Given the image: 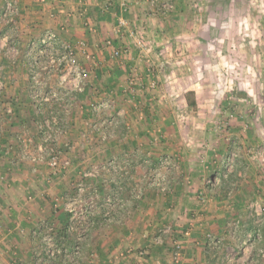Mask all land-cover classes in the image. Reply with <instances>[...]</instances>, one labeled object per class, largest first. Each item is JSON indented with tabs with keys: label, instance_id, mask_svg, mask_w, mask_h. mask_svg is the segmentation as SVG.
Wrapping results in <instances>:
<instances>
[{
	"label": "rangeland",
	"instance_id": "rangeland-1",
	"mask_svg": "<svg viewBox=\"0 0 264 264\" xmlns=\"http://www.w3.org/2000/svg\"><path fill=\"white\" fill-rule=\"evenodd\" d=\"M155 6L149 5L150 10L146 11V15L159 17L162 26L158 23L161 27L151 36L145 33V23L141 25V34L137 37L142 40L143 49H137L132 42L129 44L132 46V57L140 61L136 63L133 60L127 64L125 71H128L130 79L123 82V89L127 93L141 89V95L134 93L130 100L133 104L139 101L145 103L141 107L143 110L137 107L132 116V125H136L131 129L132 134L136 136L141 133L142 141L128 138L127 141L108 144L87 138L73 143L72 135L70 139L68 137L75 129L77 111L74 109L73 112L71 108L75 103L78 106L82 96L90 93L89 89L91 96H94L88 101L90 107L87 111L79 110L86 116L83 118L85 127L91 121L102 122L101 128L111 134L123 125L122 116H109V112L117 110V101L106 95L100 96L103 92L99 85H89L88 76L93 68L87 56L89 52L91 56L99 53L93 47L89 50L71 41L60 40L74 48L78 65L87 76L82 83L85 90L78 91L79 80L70 73L69 67L58 64V58L62 55L61 43L44 49L39 43L45 34L42 33L34 39V45H18L20 38L11 32L15 26L3 21L10 32L0 38V158L4 153L7 158L0 162L19 169L23 176L21 183L17 181L23 188L21 193L17 191L22 199L15 196L23 209L27 208V202L30 204L47 198L49 181L55 183L68 173L71 176L72 171L76 170L75 182L69 187H58L62 190L56 195L58 204L61 201L64 203L55 208L56 215H67L69 209H74L82 217L81 208L86 202L104 205L108 197L117 203L125 201L127 206H133L144 198H150L145 203H151L157 201L156 198L166 200L173 196L163 206L168 210L166 214L177 213L175 221L181 216L186 221L184 232L190 231L187 237H182V232L178 238L171 232L166 236L161 235L163 229L173 226L172 221L158 219L159 225L156 227V224L147 222L149 219L146 215L139 216L141 211L148 210L146 205L137 210L134 208L128 214L129 220L122 226L129 228L133 223L134 227H138L137 232L132 230L136 235L128 233L124 243L119 240L113 245L110 242L113 246L110 256L104 251V255L95 252L101 261L96 264H115V254L127 248H148L149 261H155L160 260L161 256L157 255V251L172 252L174 241L183 243V251L195 239L205 242L206 238L210 239L207 234L213 235L207 224V221L214 220L207 218V214L214 209L209 202L212 199L218 202L222 215H226L217 222L219 226L223 223L225 230L256 236L264 229V0H174V8L167 13ZM106 55L116 66L124 61L115 57L110 50ZM25 58L30 61L25 63ZM109 65L105 64L103 69L111 70ZM13 72H21L19 78H12ZM14 90L16 94L13 95ZM109 101L114 103L112 109L97 107ZM23 103L31 105L35 113L43 115L39 126L53 135V142L43 141L44 138L39 136L41 128L37 124L24 126L19 123L17 109ZM124 120L127 122L125 117ZM18 123L20 127H17ZM28 139L31 141L25 142ZM52 148L61 152V164L69 162L66 168L60 165L58 170L52 169L49 162ZM15 151L19 158L13 161L10 155ZM79 152L80 158L77 160L74 156L78 157ZM112 161L116 162L117 171L107 167ZM93 170L97 171L95 177H83L85 172ZM131 172L133 187L123 199L121 191L114 194L115 184L120 179L124 180L125 174L129 173L130 176ZM5 173L8 172L0 170V177L9 180L11 176ZM38 174H41L42 184L36 190L32 184ZM8 180L5 186H13ZM158 180L168 186L165 193L156 186ZM3 183H0L3 194H9ZM80 183L89 188L82 195H78ZM247 187V191L243 190ZM139 191L141 198L135 199ZM178 195L191 205L177 210ZM80 200L83 201L81 204ZM2 203L0 198V215L3 209H8L7 204L3 206ZM100 209L103 210L102 207ZM192 214L196 218H192ZM94 218L86 214L83 220L81 231H86L85 234L92 235V238L87 236L78 264H94L90 253L92 246L96 247L98 243L93 236L97 232L91 222ZM116 220L118 216L113 221ZM113 221L104 222L112 224ZM68 222L69 219L63 229L49 227L44 233L43 246L47 254L44 259L48 264H71L63 254L48 252L45 239L51 235L58 248L71 250L78 244L73 237L81 231L68 234ZM61 229L63 233L59 232ZM151 238L153 242L150 243ZM156 239L163 243L156 244ZM241 240L242 244L244 240ZM232 246L235 250L240 248L236 243ZM15 256L10 254L9 261L17 260Z\"/></svg>",
	"mask_w": 264,
	"mask_h": 264
},
{
	"label": "crops",
	"instance_id": "crops-1",
	"mask_svg": "<svg viewBox=\"0 0 264 264\" xmlns=\"http://www.w3.org/2000/svg\"><path fill=\"white\" fill-rule=\"evenodd\" d=\"M6 1L7 0H0V38L2 36L5 37L7 34H9L8 32H10V30L6 28V25L4 23L5 21L2 19V12L4 10ZM13 1L16 3L20 10L17 23L14 25L15 27H12L15 28V30L11 31L14 35H17V37L20 38V40L18 41V45H27L28 47L34 45V39H37L39 36L43 35L47 30H54L58 33L60 40L65 39L71 41L77 44L76 46H79L81 48L88 47L89 50L93 47L94 51L97 54L99 53L97 56H91L89 52L87 56V59L90 58L88 62L92 63L93 68V71L89 73L88 76L89 85L90 87L91 85H99L100 91L103 92V94H100V96L106 95L117 101V110L114 109L113 112H109V116L114 118H116L115 116H122L121 120L123 121L121 123H123V125L117 128L118 130H113L111 134H108L101 128L102 122L95 123L91 121V123H89V126L85 127V125L83 124V118H85L86 116L84 117L82 115V112H80L79 110L82 108L83 110L87 111L90 107L88 105V101H91L94 96H91V89H89L88 91H90V93L88 92L87 94L82 96L81 102L78 103V106L76 105L77 103H75L71 108L73 112L74 109L77 111V115L75 114V124L73 126L75 129H72L73 133L69 134L68 138L70 139V135H72L71 140L73 143L77 141H83L87 138L91 141H95L96 143L107 142L108 144L118 143L117 141H127L128 138H138L139 141H142L143 136L141 133L138 134L140 135V137H138L137 134L136 136H133L132 134L131 129L136 126L132 125V116L136 113L137 107L141 108L145 105V103L143 104L141 103L142 101H139L137 102L138 104H133V102H131L130 100L131 97L134 96V93L140 94L141 89H138L137 91H134L133 89L129 93H127L123 89V85L125 84L123 82L124 80L130 79V77H128V71H125L127 64H129L130 61L133 60L136 63L140 61L139 58L132 57V46L129 44H131V42L133 43L134 40L133 37H131V32L133 30H131L130 28L140 29L141 25H144L145 23V28L147 30V32H145L146 35L151 34V36H153V33H157L159 27L162 26L159 17H149L147 16L148 13L146 15V11L150 10L147 0ZM123 4L127 5V11H124ZM121 17H124L128 20L129 26H127V28H119L118 20ZM158 23H160L161 26L158 25ZM107 44H109L108 47L106 46ZM103 47L105 48L103 49ZM118 49H127L129 55H125L126 57L123 56L122 59L124 61H120V64L116 66L114 64H111L112 62H110V60L108 59V55L106 54L108 50L112 51L113 53ZM83 60L85 61V58H83ZM23 61L26 63L30 60L26 61L25 58V60ZM105 64H110L108 68L111 70L103 69ZM114 68L117 69L114 70ZM118 70L120 71V74L118 73ZM20 73L21 72L11 73L12 78H19ZM19 93L20 92H17V94ZM14 94H16V90H14L13 95ZM24 103L21 104L17 109L21 118H18L17 120H19V123L23 124L24 126H30L31 124L32 126L35 124L39 126L40 122L35 123V117L38 114L35 113L34 107L32 108L31 105ZM79 116L83 117L81 118ZM124 117L127 122H125ZM130 119L131 122H129ZM19 123L17 124V127H20L21 124L19 125ZM39 127L41 128V126ZM146 132H148L147 129ZM27 141H31V139H28L25 142ZM19 142H21V140ZM3 147H5V145ZM39 149H41V146L39 147ZM70 155V157L73 159L72 153ZM5 156V153L4 156L1 155L0 160L2 159L6 161L7 158ZM10 156L13 161L14 159L19 158L16 151L13 152ZM74 158L79 160L80 152L79 156H74ZM4 165V162H0V170H2V172L7 171L8 173L5 174L9 177L11 176V178L8 180L7 178H4V176L0 177V183L2 184L3 182H1V180L5 179L3 183L4 186L5 183H7V180L12 182L13 186H5L6 191H8L9 193H6L5 195L3 194L4 191H2L3 188H0V198L3 200L2 205L5 206V204H7L6 208H8L3 209V213L1 212L0 215V264H48L44 259L45 257H47L45 248L43 246L44 233L47 232L46 229L49 227L62 228L67 224L68 220L65 213L56 215L55 208L60 204H58L59 199L56 198V195L58 191H62L58 187H69L71 183L76 181L78 172L76 170H73L72 173H74L71 176H69L68 173L66 174V176H63L55 183L54 181H49V187H45L48 190L47 198L33 201L30 204L27 202V204L25 205V207L27 208L23 209V206L20 205V202L18 201V198H20L21 195L17 192L19 191L21 193V189H23L21 185H18V182H22L21 178H23V176L21 177L19 169L15 170L12 166ZM23 172L26 173L25 171ZM128 174H125L124 180L120 179V181L115 184L116 186L114 188V194H117L118 191H121V193H123V199L126 198L128 190L131 192L133 187V182L131 181L133 179L132 172L130 173V176H128ZM40 178L41 174H38L36 176L35 182L32 184V187H34V189L36 190H39L40 184H42ZM15 186H17L18 188H14ZM101 186L103 188L102 183ZM247 189L248 187L244 188L243 190L247 191ZM64 193H62V195ZM15 196H17L18 198H15ZM43 196L44 195H42V197ZM170 199H173V196H171ZM155 200L157 201L145 203V201H150V198H144L142 202L140 201L141 203L137 202L133 206H131L132 204L127 206V203L124 201L126 205H121L120 210L118 211V214L120 213V215H117L118 220H116L115 222L113 221L114 223L112 224H107V222H104L100 219V216L99 218L97 217L95 219L97 223L94 228L97 232L93 233V236L98 242L96 243L98 244L99 249L97 250L94 246H92L91 251L88 250L92 255V261L94 262V264H96L97 262H101L99 254L97 255V253L95 254V252L99 251L103 255L104 253H107L110 256L111 249L113 247L111 246V243H116L119 240L120 243H124V239L129 236L128 233L130 235H136V233H133L132 230L134 229L137 232L136 229L138 227H134L133 223H131V226H129V228L128 226L127 228L122 226L127 223V221L129 220L128 214L130 210H134V208H136L137 210L138 207L141 208L146 205L148 210L141 211L139 216H142V214L146 215V217H148L149 219L147 222L149 223L150 221L153 223V225L156 224V227L157 225H159L157 224L159 220L166 219V221L168 222L172 221L173 227L175 228V236L177 235L179 237L182 232L181 236L184 237L183 234L186 230V226L184 224L186 221H184L181 216L175 221V219L177 218V213L172 214L171 212L170 214H166L168 210L166 211V208L163 207L164 205L168 204L166 202L168 201V198L166 200L161 198L159 200L156 198ZM213 200L214 199L209 202L214 209L212 210V213H209V215L207 214V216H209L207 217L208 219H214L207 221V224H209L210 228L212 229L213 235L207 234V237H210V239L206 238L205 242H200V239H197V241L195 239L189 242L191 246H187V250L184 249V260L181 264H264V258H261L260 256V251L264 250V248H261V246L264 247V229H262V231H259L258 235L256 236L249 234L246 235L247 232L235 233L228 230L227 228L225 230V227L222 226L223 223L221 226H219L217 222L220 218H226V215H222V211L217 204L218 202L216 203V201ZM61 202L64 203L63 201ZM226 203L228 205L230 204L229 201H226ZM61 204L60 207L62 206ZM221 204H224V202H222ZM189 205H191L190 202H184L180 195L176 197L177 210L180 211L185 209L186 207L188 208ZM97 206L98 208H101L102 203L97 204ZM154 207L157 208L154 210ZM224 207H226V204ZM101 211V209H98V214ZM161 215L162 217H160ZM121 217L122 220H120ZM193 217L196 218L194 214H192V218ZM188 222L189 225H191L189 220ZM58 225L60 227H58ZM62 229L59 231L60 233H63ZM92 230L93 227H91L90 229L91 234ZM60 233L59 237L62 236V234ZM88 237L91 239L92 235ZM250 237L251 241H248ZM73 238L76 239L75 243L81 242L79 234ZM103 239L105 241H103ZM241 239L244 240L242 244L240 243L242 241ZM151 242H153L152 238L150 239V243ZM82 243L84 244V242ZM233 243H236V246L238 244H241V246H237V248L240 247L239 250H235V248L233 249ZM102 251H104V253ZM156 253L157 255H161L159 257L160 260L164 262V264L173 263L172 252L159 250ZM10 254H16L15 258L17 260L9 261Z\"/></svg>",
	"mask_w": 264,
	"mask_h": 264
},
{
	"label": "built area",
	"instance_id": "built-area-1",
	"mask_svg": "<svg viewBox=\"0 0 264 264\" xmlns=\"http://www.w3.org/2000/svg\"><path fill=\"white\" fill-rule=\"evenodd\" d=\"M147 3L149 5H156L155 7L160 8L164 13L172 11L174 8V0H147ZM124 11H127V5L123 4ZM20 14V10L16 3L13 0H7L4 10L2 12V19L9 25H15L17 23L18 17ZM118 26L119 28H127L128 26V20L124 17L119 18L118 20ZM133 30L131 32V37H133L134 40V46L137 49H143V42L142 40H138V34L140 33V30ZM142 39V38H141ZM40 45L44 48H53L55 45L60 44L61 50H62V55L58 58V64L62 66L64 64L65 66L69 67L70 73H73L76 78L79 80V84L76 87L78 91H84L85 87L84 84L82 86L83 81H86L85 78L87 77L84 75L83 71L80 69L78 65V61L76 58V53L74 51V48L68 44L67 42H60V38L57 32L54 30H47L45 34L40 38L39 40ZM129 52L127 49L124 50H116L114 52V56L118 58H122L123 56L127 55ZM133 83V82H132ZM114 103L112 102H103L100 105H98V108H106V109H112ZM54 137L50 133H46L45 135V141L44 142H53ZM60 151L56 150V148L50 149V154H49V162L50 166L52 167L53 170H58L60 165L63 168H66L69 165V162H63L61 164V155ZM35 160V158H33ZM108 168H112L113 170L117 171L116 168V162L112 161L109 163L107 166ZM97 174V171H91V172H85L83 174V177L85 178H93ZM157 187H160V190L163 191L164 193L168 190V186L165 185V183L162 182V180H158L156 183ZM89 189V188H88ZM86 184L84 185L83 183H80L78 186V195H82L85 193L87 190ZM141 191L137 192L135 194V199H140L141 198ZM83 201L80 200V204ZM121 205H126L125 202H120L118 203L114 201V199H111L108 197L106 199V202L104 201V205L102 204V208L104 211V218L106 221H113L117 215L118 211L121 207ZM118 207V209H117ZM98 206L94 204V202H86V205L84 208H81L82 211V217L80 214H77L74 209H69L68 214H69V222L67 226V233L72 235L75 232L81 231L83 228V220L88 214V216H96L98 214ZM117 210V211H116ZM84 215V216H83ZM84 231V230H83ZM86 232V231H85ZM85 232H79V237H80V243L76 244L71 250L70 249H60L58 248L55 243H54V238L51 235H48L45 237L48 245V252H51V254L57 253V254H63L69 263L71 264H77L82 256V251H83V243L87 239V234ZM171 232V226H167L165 229L162 230V233L164 235H167ZM184 237L190 236V231L187 230L183 234ZM146 237V236H145ZM248 241H251V237L248 239ZM157 243H163L162 240L156 239V244ZM148 248H127L126 250H121L118 251L115 254V264H122V263H128V264H163L160 260H155V261H149V256L150 252L147 250ZM260 256L261 258H264V250L260 251ZM184 258V251H183V243L181 241H174L173 242V250H172V264H181Z\"/></svg>",
	"mask_w": 264,
	"mask_h": 264
},
{
	"label": "trees",
	"instance_id": "trees-1",
	"mask_svg": "<svg viewBox=\"0 0 264 264\" xmlns=\"http://www.w3.org/2000/svg\"><path fill=\"white\" fill-rule=\"evenodd\" d=\"M118 73L120 74V71H119V70H118ZM42 118H43V115H42V114H38V115L35 117V123H39L40 121L42 122ZM39 124H40V123H39ZM44 129H46V128H44ZM41 130H42V131H40L39 134H40V136H42V137L44 136L43 138L45 139V135H46L47 131L45 132V130H43L42 127H41ZM168 200H169V198H168ZM103 214H104V211L102 210V211L100 212V214H99V215H96L95 217H96V218H97V217L99 218V216H100V219H101V220L106 221L105 218H104V216H103ZM69 217H70L69 214H67V219H69ZM96 218H94V219L91 220L93 226H96V223H97V222L95 221ZM174 232H175V228L172 226V227H171V233H172V235H174ZM161 235H164V234L161 233ZM177 238H178V236H177ZM95 248H96L97 250L99 249L98 244L96 245ZM78 263H79V262H78ZM78 263H77V264H78Z\"/></svg>",
	"mask_w": 264,
	"mask_h": 264
}]
</instances>
